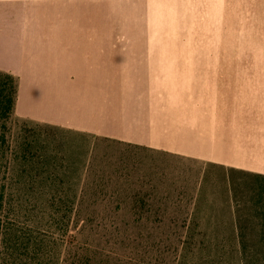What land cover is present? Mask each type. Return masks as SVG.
Segmentation results:
<instances>
[{
  "label": "crops",
  "instance_id": "1",
  "mask_svg": "<svg viewBox=\"0 0 264 264\" xmlns=\"http://www.w3.org/2000/svg\"><path fill=\"white\" fill-rule=\"evenodd\" d=\"M14 115L264 178V0H0Z\"/></svg>",
  "mask_w": 264,
  "mask_h": 264
},
{
  "label": "rangeland",
  "instance_id": "2",
  "mask_svg": "<svg viewBox=\"0 0 264 264\" xmlns=\"http://www.w3.org/2000/svg\"><path fill=\"white\" fill-rule=\"evenodd\" d=\"M2 132L7 217L25 243L33 235L29 250L2 251L4 262L77 264L80 247L95 264H245L247 254L230 257L223 245L260 240L255 176L14 114Z\"/></svg>",
  "mask_w": 264,
  "mask_h": 264
},
{
  "label": "trees",
  "instance_id": "3",
  "mask_svg": "<svg viewBox=\"0 0 264 264\" xmlns=\"http://www.w3.org/2000/svg\"><path fill=\"white\" fill-rule=\"evenodd\" d=\"M17 90H18L17 77H15L13 74H10L8 72H3L0 70V176H1V171L3 168L2 161L5 158L4 153L2 151V145L6 143L5 133L2 132V129L5 127L6 123L11 119L14 113V108H15V104L17 100ZM256 178L264 180L263 177H256ZM11 200L12 199H9L8 197H6L5 193L1 191L0 189V254L4 250L18 252L21 248H24L27 251L32 245L31 239L33 238V235L29 234L28 235L29 238L26 241L27 243H25L22 240V237L18 229L12 223H10L9 217H7L8 214L6 213L7 210L5 209V206L8 205V207H10L11 202H12ZM83 201H84V198L82 200L80 199V202H83ZM66 203L67 201H64L63 199L62 207L66 206ZM72 209L73 207L70 208L67 215L70 213ZM73 212L75 213V209ZM250 216L256 219L257 223L259 224V227H260L259 242L253 245L252 244L247 245L241 242L239 243L234 242L235 244L231 243L230 245H225V244L223 245V249H225V253L229 255L230 257L239 253L238 250H240L241 254H247L246 256L249 259V261L246 262L245 264L258 263V261L255 260L257 254L264 256V186H258V189L256 191L255 200L254 202H252ZM114 230L120 233L119 228H114ZM234 232L237 235V237H240L241 232L239 233V227H237V223L234 228ZM72 236H73L72 238L74 239L73 241H76L78 239V236L81 239L80 236H82V233L79 232L76 235H72ZM72 245L67 246L69 250L68 255L71 253H74V252H70L71 248L69 247H71ZM77 251L79 253L81 251H85L83 254H77V252H75V256L79 257L77 259L78 260L77 264H95L92 258L90 257L91 255L90 253L92 252V250H89L88 248L79 247ZM2 257H0V264L8 263V262H4ZM64 262L66 263L69 262V256L68 258H65L64 260H62L61 264ZM262 262H264V260ZM73 263L74 262L72 261L71 264ZM98 264H108V263L102 261ZM258 264H261V262Z\"/></svg>",
  "mask_w": 264,
  "mask_h": 264
}]
</instances>
